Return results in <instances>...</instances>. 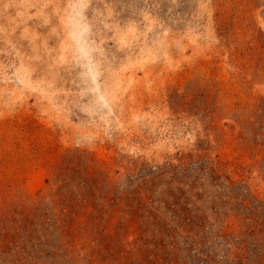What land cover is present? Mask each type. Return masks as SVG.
Masks as SVG:
<instances>
[{"label":"rangeland","instance_id":"rangeland-1","mask_svg":"<svg viewBox=\"0 0 264 264\" xmlns=\"http://www.w3.org/2000/svg\"><path fill=\"white\" fill-rule=\"evenodd\" d=\"M0 264H264V0H0Z\"/></svg>","mask_w":264,"mask_h":264},{"label":"bare ground","instance_id":"bare-ground-1","mask_svg":"<svg viewBox=\"0 0 264 264\" xmlns=\"http://www.w3.org/2000/svg\"><path fill=\"white\" fill-rule=\"evenodd\" d=\"M103 100V99H102Z\"/></svg>","mask_w":264,"mask_h":264}]
</instances>
